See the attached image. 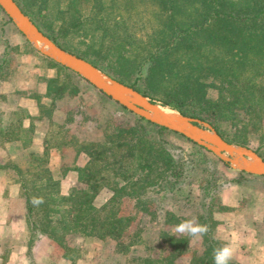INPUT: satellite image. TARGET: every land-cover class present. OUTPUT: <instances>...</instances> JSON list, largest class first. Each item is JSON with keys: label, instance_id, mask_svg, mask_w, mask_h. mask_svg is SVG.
Listing matches in <instances>:
<instances>
[{"label": "trees", "instance_id": "obj_1", "mask_svg": "<svg viewBox=\"0 0 264 264\" xmlns=\"http://www.w3.org/2000/svg\"><path fill=\"white\" fill-rule=\"evenodd\" d=\"M15 1L61 47L141 93L186 115L210 122L228 141L247 146L256 141L253 149L264 159V0H153L162 14L157 33L145 41L148 48L144 47L141 52L135 50V57L130 59L128 55L122 58V62L129 59L131 63H119L117 67L107 61L106 54L100 53L101 48H94L93 40L81 50H72L63 42V34L70 30H81L86 35L90 23L87 26L85 23L93 13L83 16L74 8L70 14L74 15L66 17L71 7L67 3L60 10L63 16L59 31L49 25L44 30L33 18L37 13L29 7L46 0ZM96 24L90 30L100 28ZM103 30L107 34L106 27ZM115 39L112 36L110 42ZM123 42L119 45L122 55L130 44L135 47L130 39ZM9 47L7 43L0 54V80L8 73ZM111 47L118 45L107 49ZM45 57L53 66L80 76ZM58 75L55 72L45 78V95L50 97L51 104L65 93L66 83L58 80ZM210 89L215 90V95L209 94ZM0 95L4 96L1 92ZM38 106L42 110L44 104L38 102ZM130 112L132 117L122 119L106 114L99 122L101 133L97 139L78 142L73 139L74 156L81 162L60 168L57 177L49 168L46 145L41 150L27 147L25 166L10 159L0 160V169L16 176L32 239L48 237L63 246L62 256L71 260L75 257L69 251L72 248L69 240L80 235L111 239L119 253L135 251L127 264H176L189 250V264H213L214 250L222 246L216 232L219 220L214 212L228 209L220 200V191L227 184L243 182L248 175L257 174L231 169L209 149L183 134ZM24 117L13 123L0 115V145L20 138L18 128ZM35 118L42 117L38 114ZM169 133L185 137L194 151L185 152L181 145L169 139ZM218 160L230 171L234 170V175L221 172ZM68 169L75 170L77 177L64 193L60 180ZM188 177L198 179L195 192L198 209L194 217L209 228L207 235L200 239V246L194 247L187 236L174 235L175 226L186 217L169 209L163 210V226L157 234L144 241V225L138 212L155 221L162 209L163 197L177 190ZM259 177L264 182V176ZM102 186L109 195L102 204L96 205L94 200ZM34 198H42L43 203L35 205ZM231 264L241 263L232 260Z\"/></svg>", "mask_w": 264, "mask_h": 264}, {"label": "rangeland", "instance_id": "obj_2", "mask_svg": "<svg viewBox=\"0 0 264 264\" xmlns=\"http://www.w3.org/2000/svg\"><path fill=\"white\" fill-rule=\"evenodd\" d=\"M152 1L46 0L43 3H32L34 6H31L30 3H28L30 7L27 5L37 13L33 18L44 30L49 25L54 30L59 31V26L62 24L61 16H63L60 10L65 9L67 3L71 4V7L67 11L66 17L74 15H70L74 12V8L83 16L93 13L94 16L85 23L86 26L90 23L86 35L81 30H70L63 34V42L66 43V46H70L72 50H81L86 47L87 42L93 40L95 42L94 48H101L100 53L106 54L109 58H107V61L116 64L117 67L119 63L121 65L127 62L131 63L129 59L135 57L134 51L141 52L145 47V41H149V35L157 33L156 26L162 19V14L155 2ZM95 3L96 6H94ZM99 16H101L100 19ZM7 18L10 20L8 21ZM95 19L97 21H94ZM94 22L100 26V28L95 29L96 31L94 29L90 30ZM104 27H106L107 34L103 30ZM110 30L112 34H108ZM112 36H115L116 39L115 42L111 43ZM24 38L25 36L21 35L11 18L0 7V54L7 43L10 45L9 49L11 50L9 67L6 69L8 72L5 77L6 81L2 82L0 86V91L4 94V96L0 95V115L4 120L13 123L29 111L31 114L28 115H32V117L30 116L31 119L25 117L23 126L21 124L18 128L20 136L18 140L6 141L0 145V160L10 159L21 166H25L27 165V150L25 149L29 147L41 150L46 145L49 151V168L57 177L56 174L60 168L64 166L72 167L81 162V159L78 160L74 156L73 139H76L77 142L97 139L101 133L99 122L104 120L106 114L122 119L132 117L133 113L121 107V104L115 102L114 99L102 95L98 88L88 83L82 76H77L66 69L53 66L45 57L46 55L42 54L25 38L28 41V46ZM151 38L152 36L150 40ZM129 39L134 41L133 46L135 47H131L130 44V47L127 46L129 50L124 51L122 55L119 45L121 46L122 43H125L123 41ZM110 45L114 47L118 45V47L107 49ZM94 48L90 50L93 51ZM146 48L148 47L144 49ZM126 55L129 59L122 62V58L125 57L126 59ZM99 68L115 78L108 71ZM55 72L59 74L58 80H63L66 83L65 93L56 98L53 101L54 104H51L50 97L45 95V78ZM209 94L215 95V90L210 89ZM155 100L161 102L159 99ZM38 102L44 104L42 110H39ZM168 106L171 105L168 104ZM171 108L180 111L175 107L171 106ZM38 114L41 115V119L35 118ZM168 137L174 144L181 145L185 152L194 151L192 144L185 138L186 136L169 133ZM251 146L248 147L253 149L257 146L256 141H252ZM212 154L217 159H221L213 152ZM218 168L224 173L229 174L231 172L219 160ZM231 169L236 168L231 167ZM12 173L0 169V215H6L7 213L6 221L0 223V232L4 231V237L7 239L5 242L10 245L11 251H16L21 242L26 241L30 244L33 241V235L30 233L28 220L25 218L24 222L21 219L23 211L25 212L24 197L21 194L19 184L15 180L16 176ZM76 177V171L68 169L65 175L61 176V191L66 193L70 186L75 183ZM259 179L262 178L259 177ZM197 180L194 177L185 178V181L180 183L177 190L164 196L160 202L162 209L157 212L155 221L151 220L149 215L138 212L142 216L141 223L144 225V241L153 238L158 229L163 226L161 221L164 209L185 216V220L195 218V212L198 209V199L195 197V192L198 190ZM255 183V187L258 188V183ZM108 195L109 191L105 186H102L95 197L94 203L96 205L102 204ZM222 215L223 212H214V216L223 222L217 233L221 239V244L232 243L235 248V257L240 252L245 255L249 264H263L264 261L261 259L264 253L263 248L252 245L256 242L257 244L261 243L260 246L264 244V216L261 219H254L253 224H251V212L244 207ZM229 216L232 218L233 223L227 226L228 222L231 221L230 219L227 221ZM47 239L51 244V249L48 247V250L44 251L46 255L41 252L40 257L44 259L43 263L47 261V254H49L48 263L50 264H127L129 256L135 252L129 251L125 254L117 252L114 249L113 240L108 238L100 239L93 236L76 235L69 240V245L72 247L69 251L74 254L75 258L73 260L65 258L67 261H61L64 258L62 256L63 246L51 241L49 238ZM191 244L197 247L200 246L201 241L200 239L191 238ZM248 245L252 246L251 249L247 247ZM44 246L45 243L42 247ZM28 254L29 256L33 255L30 251ZM190 255L191 250L185 252L179 257L176 264H189ZM232 260H234V256Z\"/></svg>", "mask_w": 264, "mask_h": 264}, {"label": "water", "instance_id": "obj_3", "mask_svg": "<svg viewBox=\"0 0 264 264\" xmlns=\"http://www.w3.org/2000/svg\"><path fill=\"white\" fill-rule=\"evenodd\" d=\"M0 7L42 54L75 71L130 111L185 135L233 168L264 176V159L251 147L226 140L208 121L185 115L141 93L111 77L84 57L61 47L38 27L15 0H0Z\"/></svg>", "mask_w": 264, "mask_h": 264}, {"label": "crops", "instance_id": "obj_4", "mask_svg": "<svg viewBox=\"0 0 264 264\" xmlns=\"http://www.w3.org/2000/svg\"><path fill=\"white\" fill-rule=\"evenodd\" d=\"M4 81H6V78L3 80H0V86L2 82ZM28 114H31L30 111L29 113L28 112L26 113L27 116L25 115V117H29V118L30 116L32 117V115H28ZM24 118H23L22 126L24 124ZM229 175H234V171L229 172ZM247 177L248 179L244 180L243 182L230 183V184L225 185L221 189L220 194H219L220 200L224 205L228 207V209L222 210L220 212H223V215H224V214L237 211L244 207L251 212L250 218H251V224H253L254 219L256 218L261 219L264 216V182L262 179H259L258 174L248 175ZM255 182L258 183L259 185L258 188L255 187L256 185ZM6 216H7V213L6 215L4 214L0 215V223H4V221H6ZM22 216L23 217H21V219L24 220L25 222L26 215L24 211H23ZM229 219L232 222L231 221L228 222L227 226H230V224L233 223V220L230 216L228 217L227 221H229ZM221 225H223V222L222 220H219V223L217 224V229H216L217 233H218V228ZM47 238L48 237L46 236H39L38 238L33 239V241L30 244L26 241L21 242L16 251H11V249L9 248L10 245L5 242V240L7 239H5L4 237V231L0 232V264H50L48 263L49 254H47L48 256L47 259L45 258L47 260L45 263H43L44 259L40 257V255H42L41 252L46 251V249L48 250V247L49 249H51V244L49 243V240ZM254 239L256 240V238ZM44 243H45V246H44L45 248L42 247ZM259 244L261 243L257 244L256 242V244L253 243L252 246L257 245V247L263 248L264 250V244L263 246H260ZM252 246L248 245L247 247L251 249ZM29 251L33 254L32 256H29L28 254ZM44 253L46 255V252ZM262 257L263 258L261 259H263L264 261V253ZM234 260L240 263H243V264H249L248 259H246L245 255H242L240 252L239 254L236 255V257L234 254ZM61 261H67V259L63 258V260L61 259Z\"/></svg>", "mask_w": 264, "mask_h": 264}, {"label": "clouds", "instance_id": "obj_5", "mask_svg": "<svg viewBox=\"0 0 264 264\" xmlns=\"http://www.w3.org/2000/svg\"><path fill=\"white\" fill-rule=\"evenodd\" d=\"M33 203L39 205L43 203L42 198H34ZM209 228L205 224H201L197 219H187L178 223L174 228L176 237L187 236L194 239H202L207 235ZM235 252L232 243H225L216 248L213 254V264H231Z\"/></svg>", "mask_w": 264, "mask_h": 264}]
</instances>
